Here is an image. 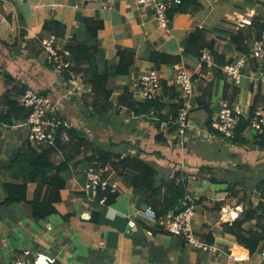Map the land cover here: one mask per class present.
Listing matches in <instances>:
<instances>
[{
    "label": "crops",
    "instance_id": "crops-1",
    "mask_svg": "<svg viewBox=\"0 0 264 264\" xmlns=\"http://www.w3.org/2000/svg\"><path fill=\"white\" fill-rule=\"evenodd\" d=\"M215 1L201 0L200 12L176 14L167 27H162L155 13L139 8L135 0H0V101L16 88L57 96L66 87V79L47 64L41 46V39L50 34L43 29L50 20L66 27L60 38L61 47L73 40L92 44L85 21L103 23L98 32L101 72L118 63L119 51L135 53L130 74L109 81L115 106L126 90L136 101H146L139 93L140 77L151 70L159 71L162 82L173 88L179 72L186 71L193 77L195 91L189 104L190 128L181 138L177 130L171 131V106L184 105L182 93L176 88L179 98L175 100L163 88L160 91L159 101L164 105L161 112L153 110L147 116H137L126 107H115L106 116H99L91 105V88L81 75L77 76L76 93L62 105L61 117L67 126L83 131L90 144L76 156L65 175L67 186L61 192L62 202L56 206V214L35 221L27 203L0 206V264H11L17 253L26 250L31 252L32 260L42 255L54 259V264H264L259 247L251 253L224 230V224L233 223L244 211L264 201V149L254 144L256 134L251 130L242 135L245 143L236 145L207 126L219 103L227 100L226 95L231 98L236 90L230 104L239 114L248 116L253 105L264 108V90L253 89V69L249 66L241 83L235 85L224 77L223 71L218 73L216 64L205 66L202 60L184 52L189 35L202 28L218 39V54L225 61L236 63L241 53L230 35L248 25L238 26L240 21L264 20V4L259 3L260 8H241L235 5L236 0H219L225 6V10H220L222 6L217 8ZM19 31H24L21 45L10 48L1 43L12 44ZM153 51L181 56V62L158 67L150 62ZM103 116L107 122L100 120ZM159 134L166 141L157 140ZM28 136L24 122L0 124V204L6 199L7 183H24L22 177L13 176L6 167ZM98 149L147 161L155 169L157 185H162L163 193L167 182L180 173L179 180L186 182V196L176 205L186 200L197 207L194 226L202 247L189 246L182 238L158 230L150 236L146 230L151 225L138 219L137 228L131 229L129 220L149 204L134 191L129 179L110 165L108 174L119 186L117 199L111 205L88 199L83 191L85 170ZM36 188V184L28 185L29 201ZM259 221H248L244 227L260 231L264 219L260 224ZM207 234H212V242Z\"/></svg>",
    "mask_w": 264,
    "mask_h": 264
},
{
    "label": "trees",
    "instance_id": "trees-1",
    "mask_svg": "<svg viewBox=\"0 0 264 264\" xmlns=\"http://www.w3.org/2000/svg\"><path fill=\"white\" fill-rule=\"evenodd\" d=\"M202 9L203 4L201 0H182L180 5L169 12V18H172L176 14L200 12ZM85 25L94 42L88 44L73 40L66 43L64 49L72 56V71L74 75H81L84 83L91 88V105L94 113L99 116L104 115L115 107H126L137 116H147L153 110L159 112L163 111L164 105L160 103L159 98L156 100H146L144 102L136 101L128 90L118 98L116 106L111 102L113 92L109 88V81L113 77L117 78L130 74L136 57L135 53L127 50L119 51L118 63L116 65H111V67H107L101 72L98 63L101 53L98 46V32L102 29L103 23L101 21L86 20ZM43 29L48 33L56 34L59 38H63L66 33V27L56 20L46 22ZM23 34L24 31H19L18 36L12 44L2 41L1 43L4 45L6 44L10 48H16L23 43ZM263 34L264 20L261 18H254L249 25L239 28L237 32L232 33L230 37L232 43L237 47L238 52L241 53V55L249 56L251 52L250 44ZM218 44V39L209 35L207 30L197 28L189 35L184 52L199 60H202L205 52L212 54L219 69L218 73L222 74L221 68L233 64L234 60L225 61V57L217 52ZM248 60L249 67L252 68L253 71L259 67L255 60ZM150 62L156 64L158 67L164 65L173 66L181 62V56H173L153 51L150 55ZM203 64H205V66L207 65L206 63ZM223 75L226 78L224 73ZM65 78L71 79V75L67 73L65 74ZM162 88L165 93L169 94L171 99L175 100L179 98V94L175 89L176 87H169L166 82H162ZM16 89L13 92L12 90L9 91V95L0 101V104L4 106V110L2 109L0 111V124L13 125L15 122H25L31 113V110L19 106L17 101V98L27 91L26 88L19 91ZM41 93L50 94L46 92ZM12 95L17 97L13 98ZM236 95L237 91L234 90L232 97L229 98V96L226 95L225 99L229 100L230 103ZM208 96H210V93ZM182 107L183 105L179 103L172 104L171 111L174 121L177 119L178 112ZM206 108H209L208 103H206ZM256 110L257 104L251 107L248 116L238 114L240 121L236 130V135L231 141L232 144L241 145L245 143V139L242 135L248 130L250 120ZM64 124L65 123L59 127L53 145L46 144L35 148L27 141L22 148L17 150L14 158L7 164L6 168L13 173V176L22 177L24 183H7L5 185L7 196L0 206H10L23 202L27 203L30 216L35 221L45 220L57 213L56 206L62 202L61 192L67 186L65 175L70 170V165L73 163L76 156L81 154L82 149L88 147L90 144L83 131ZM207 126L211 131L216 132L212 128L211 118H209ZM174 130H177L175 125H173L171 131ZM163 137L162 134H159L157 140L166 141V138ZM254 144L260 149H264V132L256 135ZM60 156L62 160L58 161ZM96 156H98V159L103 163V166L110 165L111 169L117 174L126 176L134 187V191L142 194L146 203L149 204V207L155 209L159 216L166 214L180 201V199L186 196V182L179 180L181 176L180 173H177L172 180L167 182L166 189L163 193L162 185H157L155 169L148 164L147 161L137 156L123 157L121 154H114L100 149L95 150V154L90 157L91 160H94ZM29 184L37 185L34 198L31 201H29L27 197ZM261 187V194L262 197H264V181L261 182ZM103 197H106L105 205H111L117 199L118 194L101 192L99 199ZM189 206L190 203L186 204L184 208ZM259 213H261V215H259ZM255 219L260 221L264 219V201H261L256 208L244 211L241 217L236 219L233 223L224 224L225 232L235 236L238 243L249 249L251 253L257 251L260 242L264 238V224L261 225L260 231L247 230L244 227L246 222ZM260 221L258 222L259 224ZM207 237L209 241L212 242V234H207Z\"/></svg>",
    "mask_w": 264,
    "mask_h": 264
},
{
    "label": "built area",
    "instance_id": "built-area-1",
    "mask_svg": "<svg viewBox=\"0 0 264 264\" xmlns=\"http://www.w3.org/2000/svg\"><path fill=\"white\" fill-rule=\"evenodd\" d=\"M139 8L152 10L162 27H167L170 18L169 12L182 3V0H135ZM251 22L247 24L249 25ZM246 25V24H245ZM41 46L47 57L48 65L61 78L69 73L71 79H66V87L63 88L57 96L43 94L40 91L29 89L17 98L19 106L31 110V113L25 121L28 126V141L35 148L50 144L53 145L56 140V133L59 127L64 123L61 117V107L65 102H70L76 93V78L72 71L73 60L68 51L61 47L60 38L50 33L41 39ZM255 60L259 67L250 75L253 89L264 90V34L256 39L251 47L249 56L241 55V58L231 65L222 67L226 78L239 85L245 77L244 70L249 66V60ZM202 63L212 67L215 58L212 54L205 52L202 57ZM173 86L182 93L184 105L179 110L174 125L177 127V133L181 138H185L190 128V100L193 98L194 81L191 74L181 71L173 80ZM162 89V78L157 70H151L143 73L140 77V95L146 100H156L159 98ZM239 111L234 109L227 100L219 103L216 114L212 117V128L219 133L227 142L232 141L236 135L239 125ZM67 126V124H64ZM248 130L256 135L264 132V108L256 110L250 120ZM107 166L97 158L93 160L85 170L86 183L84 193L88 199L97 201L100 204H106V197L99 199L100 193L118 194L119 186L116 180H112ZM185 200L174 206L166 214L159 216L157 211L151 207L137 212L136 218L129 220V227L135 229L138 226V220L148 222L151 228L146 233L152 236L155 230L182 238L189 246L202 247L196 236L194 221L197 216V207ZM138 219V220H137ZM260 252L264 259V238L259 245ZM54 259H46L39 256L32 260L29 250L17 253L11 264H54Z\"/></svg>",
    "mask_w": 264,
    "mask_h": 264
},
{
    "label": "rangeland",
    "instance_id": "rangeland-1",
    "mask_svg": "<svg viewBox=\"0 0 264 264\" xmlns=\"http://www.w3.org/2000/svg\"><path fill=\"white\" fill-rule=\"evenodd\" d=\"M230 1H232V0H230ZM216 2V7L218 8V7H221L222 5H221V3H219V0H217V1H215ZM259 3H262V4H264V0H236V2H235V5H238V6H240L241 8H244V7H252V6H256V7H258V8H260V5H259ZM225 10V6L223 5L221 8H220V10ZM259 16H261V15H259ZM239 22V21H238ZM249 22H251V21H248V23ZM245 24H247V21L246 20H243V21H240V23L238 24V26L239 25H245ZM75 102H78L79 103V101L78 100H75ZM104 116H106V115H104ZM102 117L100 120H103V121H105V122H107L105 119H106V117ZM86 148V147H85ZM84 148V149H85ZM100 150H102V149H100ZM249 230H253V228H251V229H249Z\"/></svg>",
    "mask_w": 264,
    "mask_h": 264
},
{
    "label": "water",
    "instance_id": "water-1",
    "mask_svg": "<svg viewBox=\"0 0 264 264\" xmlns=\"http://www.w3.org/2000/svg\"><path fill=\"white\" fill-rule=\"evenodd\" d=\"M148 207V205H144L143 210L147 209Z\"/></svg>",
    "mask_w": 264,
    "mask_h": 264
},
{
    "label": "bare ground",
    "instance_id": "bare-ground-1",
    "mask_svg": "<svg viewBox=\"0 0 264 264\" xmlns=\"http://www.w3.org/2000/svg\"><path fill=\"white\" fill-rule=\"evenodd\" d=\"M162 90V89H161Z\"/></svg>",
    "mask_w": 264,
    "mask_h": 264
}]
</instances>
